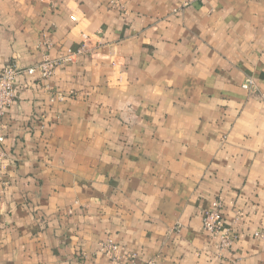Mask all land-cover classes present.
<instances>
[{"label":"crops","instance_id":"0c3cea01","mask_svg":"<svg viewBox=\"0 0 264 264\" xmlns=\"http://www.w3.org/2000/svg\"><path fill=\"white\" fill-rule=\"evenodd\" d=\"M45 57L3 118L0 264H264V0H0V69Z\"/></svg>","mask_w":264,"mask_h":264},{"label":"built area","instance_id":"2783aa9c","mask_svg":"<svg viewBox=\"0 0 264 264\" xmlns=\"http://www.w3.org/2000/svg\"><path fill=\"white\" fill-rule=\"evenodd\" d=\"M83 50L78 51L81 54ZM70 55L68 59L72 58ZM67 59V60H68ZM59 66V62L52 61L45 57L44 61L32 68L20 69L14 65H7L0 69V133L3 128V118L9 107L17 100L18 93L16 91V80L19 76L25 75L33 77L37 75L40 80H49L55 69ZM255 86L252 79H248L243 89L250 90ZM4 137L0 134V179L4 176L10 161L4 148ZM203 229L212 238L218 239L221 248L230 247L235 237L230 232L222 233L223 231V204L221 201H215L212 207L203 217ZM121 247L112 240H108L101 244V252L104 253L112 264H140L138 257L135 254L122 255ZM147 264H156L154 261Z\"/></svg>","mask_w":264,"mask_h":264}]
</instances>
